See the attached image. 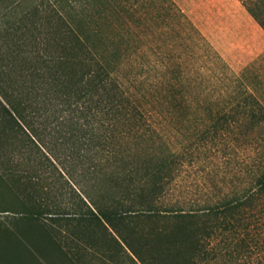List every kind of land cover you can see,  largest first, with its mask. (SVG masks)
<instances>
[{"label": "trees", "instance_id": "16d2710c", "mask_svg": "<svg viewBox=\"0 0 264 264\" xmlns=\"http://www.w3.org/2000/svg\"><path fill=\"white\" fill-rule=\"evenodd\" d=\"M240 1L264 28V0ZM20 2L0 31V180L24 192L18 227L1 231L13 258L78 264L126 250L140 264H245L262 251L264 87L253 64L225 74L176 0ZM109 7L120 17L112 45L92 22ZM218 144L249 147L232 187L175 196L194 149ZM64 181L81 186L69 206L51 201Z\"/></svg>", "mask_w": 264, "mask_h": 264}, {"label": "rangeland", "instance_id": "374dc122", "mask_svg": "<svg viewBox=\"0 0 264 264\" xmlns=\"http://www.w3.org/2000/svg\"><path fill=\"white\" fill-rule=\"evenodd\" d=\"M12 1L0 0V31L2 29L4 30L7 24L6 21L16 15V12L13 14ZM23 1L21 0V2ZM28 1V5H34L40 0ZM176 1L191 16L225 58L229 64V68L221 67L225 74L230 73L231 70L240 72L247 65L253 64V72L250 73L249 78L257 86L264 87V83L261 82V79L264 80V28L255 20L240 0ZM19 5H15L17 6L16 9H20ZM90 8L92 13L96 10L94 5H91ZM109 8L107 12L110 18L105 19L101 15L95 14L92 22L103 28L108 44L112 45L114 42L116 43L118 36L116 39L110 36L112 34L110 22L112 23V20L117 21L120 17L111 7ZM3 11H5V15H1ZM152 56L157 58V54L152 53ZM200 63L201 71H204L207 75L212 74V66H214V63H204L202 60ZM207 65H210V67ZM255 73L259 77L254 75ZM223 85L224 81L216 77H212L209 83V87L222 88ZM167 126L169 128L171 127L169 124ZM173 129L171 127L172 137L177 142L181 135L176 132L174 133ZM237 146L234 148L232 146L224 148L222 144H218L216 146L208 145L201 149H194L193 155L188 157L178 178L179 180L173 189L174 195H190L194 193V190L199 192L212 191L214 187L220 185H226L228 188L232 187L235 180V172L239 166L238 163L246 157L249 151L248 146ZM5 152L10 155V150ZM24 160L25 156L23 154H16L15 161L20 163L18 166L20 173H26L24 168L27 165L24 164ZM64 183L65 187L62 190L56 189L55 187L51 188V195L53 196L51 201L56 200L59 203L63 202V205L69 206L72 198L78 195L77 193L81 190V186L71 181H64ZM35 191L38 194L41 189L37 187ZM23 198L24 192L21 187L19 188L18 184L15 183L9 188L5 182L0 180V264H40L36 260L37 255L34 253L33 255H29L31 254L29 253V258L27 259L25 257L23 258V255L22 257L19 255L22 258L21 260L20 257L14 259L13 257H16L14 250H17V248L10 245V240L6 241L1 233L3 229L13 231L18 227V221L22 216ZM59 217L61 218V215ZM50 218H52L50 215H41L42 220L52 221ZM117 257L118 261L113 260L107 254L102 255L89 252L79 258L78 264H140L131 260L126 250ZM245 259V264H264V249L262 251L251 252ZM52 261L53 259L48 257L47 264H59L58 261L51 263Z\"/></svg>", "mask_w": 264, "mask_h": 264}]
</instances>
